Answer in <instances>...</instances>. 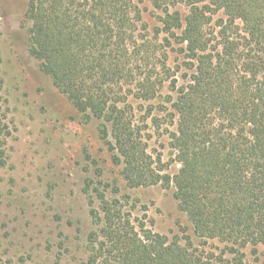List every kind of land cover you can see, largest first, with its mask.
I'll return each mask as SVG.
<instances>
[{"label": "trees", "instance_id": "trees-1", "mask_svg": "<svg viewBox=\"0 0 264 264\" xmlns=\"http://www.w3.org/2000/svg\"><path fill=\"white\" fill-rule=\"evenodd\" d=\"M149 1L162 13L155 41L140 35L135 0H27L29 53L44 75L84 124L101 121L127 188L174 189L199 241L154 232L100 170L85 185L93 229L83 264H244L243 250L264 247V0ZM173 42L189 72L181 84L168 66ZM167 83L170 107L159 109L175 127L174 174L127 111L130 96L161 100Z\"/></svg>", "mask_w": 264, "mask_h": 264}, {"label": "rangeland", "instance_id": "rangeland-1", "mask_svg": "<svg viewBox=\"0 0 264 264\" xmlns=\"http://www.w3.org/2000/svg\"><path fill=\"white\" fill-rule=\"evenodd\" d=\"M135 1L147 26V30L141 27L140 35L155 41V30L161 25L157 17L162 13L149 0ZM27 7V0H0V146L4 151L0 154V264H83L93 229L85 185L89 179L96 180L100 170L105 181L119 186V197L139 201L136 216L147 215L154 232L179 237L182 243L189 237L199 245L174 189L127 188L101 139V121L84 124L44 75L29 53ZM180 9L188 14L187 8ZM164 37L157 40L159 45ZM172 47L166 49L168 66L181 84L189 72L179 53L181 46L173 42ZM168 85L161 91V100L146 102L130 96L127 111L141 127L148 153L174 174L179 166L173 162L169 132L175 127L167 126L166 112L159 109L161 104L170 107L165 102L172 95ZM154 118L161 121L159 130L152 124ZM243 253L244 264H264V247L249 246Z\"/></svg>", "mask_w": 264, "mask_h": 264}]
</instances>
